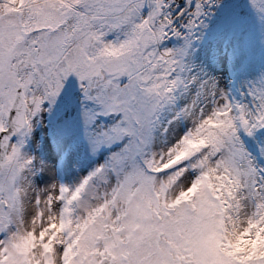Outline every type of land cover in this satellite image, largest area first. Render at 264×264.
I'll use <instances>...</instances> for the list:
<instances>
[{
  "label": "snow or ice",
  "instance_id": "obj_1",
  "mask_svg": "<svg viewBox=\"0 0 264 264\" xmlns=\"http://www.w3.org/2000/svg\"><path fill=\"white\" fill-rule=\"evenodd\" d=\"M0 264H264V0H0Z\"/></svg>",
  "mask_w": 264,
  "mask_h": 264
}]
</instances>
